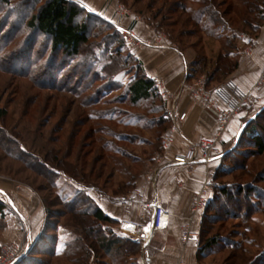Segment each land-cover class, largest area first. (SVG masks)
<instances>
[{"label":"rangeland","instance_id":"374dc122","mask_svg":"<svg viewBox=\"0 0 264 264\" xmlns=\"http://www.w3.org/2000/svg\"><path fill=\"white\" fill-rule=\"evenodd\" d=\"M21 1L26 0H9L8 5L0 7V202L5 207V214L0 218V264H7L5 250H15L14 253L20 256L25 250L20 257L22 258L36 244L40 247L48 246L49 239L55 242V250L61 252L70 241L82 236L81 229L70 222L63 202L72 200L79 192L88 194L97 204L98 199L103 196H114L113 192L118 184L127 182L129 174L143 176L151 168L154 156L166 150L163 146L164 135L158 143L154 129L139 128L143 123H138V116L144 120L157 118V115L150 116L148 113L150 103L134 108L119 100L126 96V84L134 74L131 68L123 71L125 76L120 78L122 83L115 86L104 85L103 81L95 82L96 74L104 78L96 69L95 75V71H92L84 79L79 74L73 78L69 88L63 87L72 76L73 66L78 61L66 59L60 65L63 59L56 56V62L52 63L53 55L49 52L47 40L37 34L32 37V31L27 27L32 15L29 5L33 4V0H27L31 4L26 7L21 6ZM112 1H115L117 10L112 18L106 20L116 27L118 25L125 28L122 25L123 17H118L117 12H128L129 14L125 13L127 18L135 17L155 32L154 37L145 40L134 28H127L134 31L142 42H153L156 37H161L166 46L178 50L177 47L180 46L172 44L168 31L157 27L161 16H156V21L153 20V16L158 11L163 12L165 5L173 0ZM185 3L188 7H198L197 0H186ZM220 10H225V7L222 6ZM7 15L9 19H6ZM95 24L98 28L93 33L91 42L102 45L103 39L111 34V30L99 21ZM119 31L124 39L120 29ZM248 33L249 29H244L236 34L241 39V36L246 37L245 34ZM221 35L229 34L224 31ZM195 37L188 38V43L196 42ZM211 44V50H217L220 46L217 42ZM156 46L159 45L155 41L151 46L142 48ZM249 48V55H252L253 48ZM205 51L209 53L208 49ZM185 54L188 60L193 56L191 50H186ZM186 68L188 71L187 63ZM184 82L187 86L200 83L203 90L210 91L228 81L209 85L203 75H200L193 82H186V78ZM80 84V88H85V93L77 91L76 87ZM182 84L175 91L170 89L177 95L175 104H171L160 91L171 120L169 127L173 120L178 119L172 112V106L175 105L181 112V98L184 93L190 94ZM79 93L81 94L78 95ZM87 98H92L97 104L86 107L83 100ZM194 103L210 111L201 103ZM1 111H5V116L1 117ZM211 111L217 119L216 113ZM244 111L246 115L241 119L243 131L259 114L264 120V100L261 105H245L238 116ZM78 120L86 121L78 124ZM243 131L224 146L223 158L217 170L219 173H213L217 195L213 190L211 197L217 200L215 206L220 207V215L212 223L207 221V229L213 235L218 234L219 244L199 260V264H263L264 154L252 153L254 148L238 145ZM229 153L233 157L226 159L225 156ZM55 157L68 162L64 167L67 166L66 171L70 175L60 171L56 162L52 163ZM234 163L238 165L234 166ZM40 164L55 170L57 176L52 178L55 189L42 176L41 173L46 172L40 168ZM227 168L235 170L229 174H220V171H226ZM153 175L154 173L149 174L148 179ZM222 187L231 189L233 194L240 187L254 190L250 204V208H253L249 215L246 216L242 206L237 208L235 200L220 196L218 190ZM237 199L243 205L242 198ZM214 213L212 211L205 215L212 216ZM200 228L202 231V226ZM117 231L115 227V232ZM32 257L39 258L42 262L49 260L36 254ZM75 258L79 262V256ZM179 260L185 264L183 259ZM50 262L76 264L74 259L66 255ZM107 262L109 263L108 260ZM90 264H99V261L92 260Z\"/></svg>","mask_w":264,"mask_h":264},{"label":"trees","instance_id":"16d2710c","mask_svg":"<svg viewBox=\"0 0 264 264\" xmlns=\"http://www.w3.org/2000/svg\"><path fill=\"white\" fill-rule=\"evenodd\" d=\"M185 1H171L165 5L166 8L163 12L158 11L153 16V20L156 21L157 17L161 16V20L157 25L158 29H166L170 34L172 44L180 46L177 47V51L188 64L186 82H193L195 77L200 75H203L209 85L229 81L239 67L241 47L239 44L240 38L236 33L249 29L250 33L245 35L250 40L260 36L264 26V0H197V8L188 7ZM8 3L9 0H0V7L8 5ZM32 3H27V0L21 1L22 7L31 4L29 6L32 15L27 22V27L32 31V37L37 34V36L40 35L47 40L50 47L49 52L53 55L51 56L52 63L56 62V56V58L61 56L63 59L60 65H63V61L66 59L78 61V64L73 66L72 76L62 86L69 88L73 78L78 77L80 74L85 79L90 72L96 69L104 75V78L98 76L95 71V82L103 81L104 85L115 86L122 83L120 78L125 76L123 71L131 68L134 74L126 84V96L119 98V100L124 104L127 102L129 106L134 108L150 103L151 108H148L150 109L148 113L150 116L157 115V118L144 120V118L138 116L137 121L143 123L139 127L140 129H154L156 141L159 143L163 133L171 124L166 105L161 99L160 90L154 80L148 76L142 61L129 50L119 29L104 17L91 13L76 0H33ZM222 6L225 7L223 11L220 10ZM9 18L7 15L6 19ZM96 21L111 30V34L103 39L102 45L91 42L92 35L98 28L95 24ZM224 31H227L229 35H221ZM193 37L197 39L196 42L188 43L187 39ZM214 42L220 43L217 50H211L209 47ZM206 49L209 50L210 54L205 51ZM186 50L192 52L193 58L191 57L190 60L185 54ZM80 86L81 84L76 87L78 88L77 91L85 93V88L82 89ZM92 100V98H87L83 100V103L86 107L87 105L97 104L94 100V103H92ZM3 116H5V111H1V117ZM84 121L86 120H78V124H82ZM238 145L254 148L255 150L252 153L264 154V120L261 119V114L252 120L242 132ZM231 155L229 153L225 156L226 159L233 157ZM55 162L57 168L61 169L60 171L70 175L66 171L67 166L64 167L65 163L67 165L68 162L62 161V159L59 160L57 157L52 161V163ZM236 164L234 163V166ZM40 165V168L46 172L41 171L42 173H40L51 185V188L55 189V182L52 180L53 177L57 176L55 170L46 168L45 164ZM234 170V168H227L226 171H220V174H229ZM138 178L139 174H129V180L119 183L117 189L113 192L114 195L131 192L135 188ZM243 187L237 189L234 194L227 187H222L218 191H220V196H225L232 201L235 200L237 208L242 206L247 216L253 208H250V204L254 190ZM214 191L217 195L216 187ZM211 196L205 211L199 218L201 219L202 231L200 227L197 228L199 232V240L196 243L198 245V261L206 257L213 247L219 244L218 234L213 235L207 229V221L209 220L212 223L220 215V207L215 206L217 200H213ZM237 197L242 198L243 205L239 204L240 200ZM212 200L214 203L211 202ZM44 202L47 201L44 200ZM63 205L67 211V216L71 220L70 222L81 229L82 236L70 241L61 252L55 250V242L50 239L48 246L40 247L39 244H36L29 249L26 256L20 258L15 264H51V260L62 255L74 259L76 264H90L92 260H98L99 264L108 263L107 260L110 264H139L142 250L141 243L115 232L117 221L108 216L88 194L79 192L72 200L63 202ZM4 211V204L0 202V218L4 216ZM212 211L215 212L214 215H205ZM35 254L49 260L42 262L39 258L32 257ZM77 255L79 256V262H76L75 257ZM262 260L264 264V258Z\"/></svg>","mask_w":264,"mask_h":264},{"label":"crops","instance_id":"0c3cea01","mask_svg":"<svg viewBox=\"0 0 264 264\" xmlns=\"http://www.w3.org/2000/svg\"><path fill=\"white\" fill-rule=\"evenodd\" d=\"M83 4L91 13L99 14L105 19L114 16L117 10L115 1L112 0H76ZM106 3V4H105ZM125 28H134L145 40L154 37L155 32L148 28L142 21L129 16L122 19ZM161 38V45L150 48H139L135 51L137 58L144 64L145 70L152 79H164L167 87L177 90L187 76L186 62L175 50L165 45ZM239 53V67L230 77L242 90H251L260 79L264 67V26L260 36L250 40L241 36ZM252 46V55L245 53ZM256 95L264 100V83L261 89L256 90ZM181 112L188 114V119L179 124V133L175 136L172 146L162 153L155 155L151 168L137 179L135 188L127 193L114 196H103L98 199L100 208L111 218L117 221L118 234L141 243L142 250L139 264H176L183 259L185 264H199L197 258L198 245L196 243L184 246L182 244L183 217L191 213V200L193 195L201 188L205 174L211 171L216 174L220 164L224 146L235 140L243 131L242 112L228 127L217 146V157L209 164L173 165L175 155L184 153L190 143H200L202 140L211 139L217 130V119L210 110L194 103L190 94L184 93L180 101ZM166 131L163 133L165 135ZM159 171L154 182L148 181L149 174ZM216 172V173H215ZM161 205L174 213L166 230L154 233L145 248L149 258L143 257V242L140 239V229L145 225L151 209ZM126 225L136 227V233L125 230ZM201 226V219L196 220V229Z\"/></svg>","mask_w":264,"mask_h":264},{"label":"built area","instance_id":"2783aa9c","mask_svg":"<svg viewBox=\"0 0 264 264\" xmlns=\"http://www.w3.org/2000/svg\"><path fill=\"white\" fill-rule=\"evenodd\" d=\"M128 12L118 11V17H126ZM121 30L122 35L127 43V46L135 51L143 46H151L156 41L157 45H161V37H156L153 42H142L135 34L134 31L118 26ZM250 48L248 47L245 51L246 54H250ZM134 56L137 53L134 52ZM154 83L160 89L162 95L170 101L171 104H175L177 101V95L175 92L167 87L165 81L159 78H154ZM264 83V67L260 79L249 91L242 90L235 82L228 81L224 85L213 88L210 91L203 90L200 87V83L195 85L187 86L185 82L182 84L185 86L194 101L201 103L208 109L213 110L217 115V130L211 139L202 140L200 143H190L184 153L177 154L172 160L173 165H186V164H209L214 161L217 157V146L227 132L229 125L238 116L240 111L245 105L250 104H262V100L256 95V90L262 88ZM172 112L177 115V120H173L172 125L168 128L165 135L163 136V146L168 149L173 145L175 136L179 133V124L186 121V112H180L172 106ZM159 171H156L148 181H155ZM151 175V174H150ZM149 176V175H148ZM147 176V177H148ZM215 181L214 174L211 171H207L202 183L201 188L193 195L191 200V213L187 217H183L185 220L182 226V244L187 246L191 243H197L199 240V232L195 227V222L205 211L210 196L214 190ZM174 216V213L168 208L156 204L148 216L145 225L140 229V239L142 240L143 246V257L149 258V252L145 248L146 244L152 239L154 233L164 231L168 228L170 219ZM125 230L130 233H136V227L130 228L124 227ZM147 229V231L145 230ZM15 250H5L7 264H15L20 256L14 253ZM177 264H183L182 260H179Z\"/></svg>","mask_w":264,"mask_h":264},{"label":"snow or ice","instance_id":"6c2138e0","mask_svg":"<svg viewBox=\"0 0 264 264\" xmlns=\"http://www.w3.org/2000/svg\"><path fill=\"white\" fill-rule=\"evenodd\" d=\"M89 10L91 11V9H89ZM126 227H129V228H130V227H132V226H131V225H126ZM145 230L147 231V229H145Z\"/></svg>","mask_w":264,"mask_h":264},{"label":"bare ground","instance_id":"6f19581e","mask_svg":"<svg viewBox=\"0 0 264 264\" xmlns=\"http://www.w3.org/2000/svg\"><path fill=\"white\" fill-rule=\"evenodd\" d=\"M127 228H129V227H127Z\"/></svg>","mask_w":264,"mask_h":264}]
</instances>
